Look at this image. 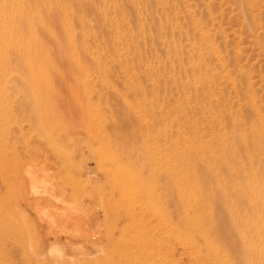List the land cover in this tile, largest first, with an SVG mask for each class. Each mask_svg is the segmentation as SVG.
Wrapping results in <instances>:
<instances>
[{
  "label": "rangeland",
  "instance_id": "374dc122",
  "mask_svg": "<svg viewBox=\"0 0 264 264\" xmlns=\"http://www.w3.org/2000/svg\"><path fill=\"white\" fill-rule=\"evenodd\" d=\"M0 13V127L39 138L0 147L7 258L209 264L175 232L174 159L187 149L180 134L192 113L205 114L187 134L194 144L258 135L254 152L264 153V0H0ZM232 150L233 165H250L241 144ZM17 164L27 171L12 175ZM197 167L192 188L210 169L224 174ZM67 202L81 226L38 213ZM220 204L219 232L234 250Z\"/></svg>",
  "mask_w": 264,
  "mask_h": 264
},
{
  "label": "bare ground",
  "instance_id": "6f19581e",
  "mask_svg": "<svg viewBox=\"0 0 264 264\" xmlns=\"http://www.w3.org/2000/svg\"><path fill=\"white\" fill-rule=\"evenodd\" d=\"M0 16V18L3 19L4 15L2 13H0ZM5 29L7 32L11 33L14 31L12 27H5ZM28 29L30 30V28ZM23 42L25 41L22 38H18L16 43ZM2 109L0 105V112ZM209 110H212V108H209ZM192 114L194 117L190 114L189 117L184 120L185 129L181 131L182 135L180 134V136L184 138L183 140H185L183 142L186 143V153H180V156H176L174 159V170H176L173 172L175 181L173 184L175 189L174 203L176 204V222L174 225L176 228L175 232L178 233V240L187 246L189 254H199L209 264H264V165L260 166L264 164V153L261 150L259 154L254 152V147L258 145L261 146V137L259 138L258 135H256L248 138L240 133L236 139H232L229 142L227 137L221 134L220 137L218 136L214 141L210 142V147L208 146L209 148L206 150L204 147H200L198 144L196 145L188 139V135L193 132L192 129H190L192 122L197 119V116L204 118L205 115ZM213 115L212 119L217 120L219 114L213 113ZM208 117L207 119L209 120L210 118ZM46 131L54 135L53 129H46ZM26 136L27 133L23 129L15 128L12 131H4L0 127V147L2 146L1 144H8L10 142L14 144V142L16 143L18 141L19 144L20 139L24 141L29 140V143L33 140L35 141V139H39L38 137L34 138L33 135L32 138L25 139ZM228 143L230 144L227 147ZM237 143L242 145V153L245 157L250 159L248 160L250 165H247L243 161H240L237 165L231 163V160L237 158L238 154H240L237 150H232L236 147ZM226 147L228 150H225ZM15 158H17V156ZM255 158L258 159L257 162L254 161ZM5 159H7L6 156L2 155L0 152V181L6 180L7 173L9 172L8 168L5 166ZM209 163H213L215 168L216 165H218L224 174L221 175L218 170L215 172L214 169H210L209 173L207 172L208 175L203 176V180L199 183H195V186L193 184L192 188L189 179H191V177H198L199 174L201 177V173L196 169L198 168L197 165H207ZM17 166L18 167L15 168L12 175L22 174L24 170L27 171L24 169L23 165L17 164ZM25 168L27 167L25 166ZM29 173L30 172L27 174ZM183 181L187 184L180 186ZM34 187L36 186L34 185ZM54 200L58 201V199ZM218 203H221L220 206L223 205L225 207L223 210H225L224 212H226V217L229 219L232 232H234L238 240V248L234 250L228 247V233L219 232L220 228L218 227L219 224H221V219L215 208ZM67 204L68 208H64L65 204L63 205L62 203L61 205L64 206L63 208L55 207L52 210L46 207L45 209L39 207L38 213H40L42 217H46L47 221L52 224L61 222L63 226L72 224L79 227L80 224L82 225L83 220L81 218L79 219V217L77 218L75 216L76 214L74 215L73 213L77 206L68 202ZM8 240L9 238L1 235L0 228V243H3L6 247ZM13 263V258H7L5 248L2 246L0 248V264Z\"/></svg>",
  "mask_w": 264,
  "mask_h": 264
}]
</instances>
